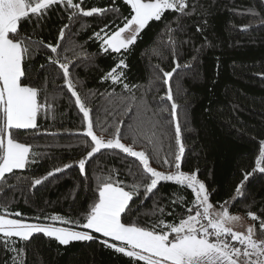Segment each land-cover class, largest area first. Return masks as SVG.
Returning a JSON list of instances; mask_svg holds the SVG:
<instances>
[{
	"label": "trees",
	"instance_id": "obj_1",
	"mask_svg": "<svg viewBox=\"0 0 264 264\" xmlns=\"http://www.w3.org/2000/svg\"><path fill=\"white\" fill-rule=\"evenodd\" d=\"M167 1L119 49L106 42L134 16L125 0L54 1L7 33L36 121L7 129L0 117V165L5 136L28 150L21 169L0 177V217L91 238L0 233V264H148L87 229L106 186L129 197L122 226L166 244L182 222L225 208L264 248V0ZM85 111L95 134L141 151L158 172L193 173L205 204L184 182L151 188L154 176L121 149L86 159L94 142Z\"/></svg>",
	"mask_w": 264,
	"mask_h": 264
},
{
	"label": "rangeland",
	"instance_id": "obj_2",
	"mask_svg": "<svg viewBox=\"0 0 264 264\" xmlns=\"http://www.w3.org/2000/svg\"><path fill=\"white\" fill-rule=\"evenodd\" d=\"M125 1L128 2L131 5V7H133L134 16L124 29L114 34L111 38L107 40L106 42L107 45H109L111 48L114 49L122 48L124 47V45L131 42L132 38L135 37L139 29L150 18H156L161 11L170 8L169 2L167 0L157 1L155 3L143 2L139 0H125ZM127 39H129V41L125 44L124 41H126ZM20 53H21V49H20ZM32 95H33L32 102H28L24 100L18 93H15L13 95L12 102L10 104L8 103L9 109L12 112V115L10 114V118H12V121H14L13 118H18V117H21V121L16 120L19 121L16 123H20L22 125H29L30 122H32L33 120L36 121V99H35V94L33 92ZM3 111L4 110L1 109L0 117L4 116ZM28 111H30V113H33L31 117L29 116ZM84 114H85V120L87 126L85 134H87L94 142V147L92 151H90L87 154L86 159L89 158L93 153H96L104 148L121 149L128 155L140 160L143 166L145 167V169L154 176L151 182V188H153L160 180H174V181L184 182L192 189L198 202L201 204L202 203L205 204L204 203L205 191L201 187V182L193 173H189V172L185 173L181 171H176L173 173L158 172L150 164L147 157L141 151L132 148L130 145L123 143L117 138L104 139L101 136L95 134L90 129V123H89V117L87 111H85ZM9 128H13V127L9 126ZM28 128L29 127L24 129H28ZM80 167L82 168L83 164H81ZM248 224L249 223L244 219L236 217L234 215H230L225 208H219V209L207 208L203 210V212L199 217L197 218L193 217L182 222L180 225H178L175 228L174 232L177 233L178 240L186 239L189 246L191 244L194 245L193 242L194 240H202V243L206 244V246L204 247L197 244L193 246V248L191 249L193 254L209 256V257L224 256L227 258H233L235 259L234 261L236 264H264V248L258 246V242H255L254 239L250 238L251 234L249 232ZM36 232H42L51 237L55 236L56 238L57 237L61 238L64 236H71L73 238L76 235V234H68L71 231H68V229H64V228L31 224V223L14 220L12 218L0 217V233L2 234L14 235V236L26 238L30 236L32 233H36ZM79 233L80 234L76 235L77 238L87 237V235L88 238H90V234L88 232L87 233L79 232ZM162 238L164 239V243L166 244V237H162ZM209 238H212L211 242L208 240ZM109 240L113 241L114 243H119L120 245H124V247H127V248H121L122 246L121 247L116 246L120 248L122 251L128 250L129 248L126 244L120 243L113 239H109Z\"/></svg>",
	"mask_w": 264,
	"mask_h": 264
},
{
	"label": "crops",
	"instance_id": "obj_3",
	"mask_svg": "<svg viewBox=\"0 0 264 264\" xmlns=\"http://www.w3.org/2000/svg\"><path fill=\"white\" fill-rule=\"evenodd\" d=\"M52 1L57 0H0V111L4 110V123L7 129L9 126L32 128L35 121L33 120L29 125H22L16 123L21 121V117L13 118L14 121L10 118L12 112L9 104L12 102L13 95L18 93L24 100L32 102L33 91L19 84L22 73L20 48L8 41L6 35L16 28L19 17L37 11ZM28 114L30 117L33 115L30 111ZM2 144L4 156L0 165V177L9 171L21 169L28 153L26 147L11 142L7 136L2 139ZM128 200L129 197L123 190L113 186L104 187L100 202L87 224V229L103 235L106 239L126 244L130 249L124 250L125 252L148 264H236L233 258L193 254L191 249L196 244L206 246L202 240H194V245L191 244V247L186 239L166 245L160 236L122 226L119 217ZM68 231H71L68 234H80L77 231ZM76 235L73 238L71 236L52 237L63 244L73 240L89 239L88 235L81 238H77Z\"/></svg>",
	"mask_w": 264,
	"mask_h": 264
}]
</instances>
